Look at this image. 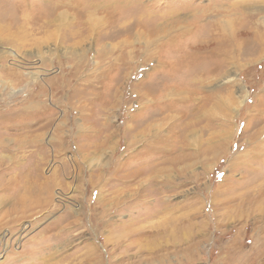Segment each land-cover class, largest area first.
I'll return each instance as SVG.
<instances>
[{
    "label": "rangeland",
    "instance_id": "rangeland-1",
    "mask_svg": "<svg viewBox=\"0 0 264 264\" xmlns=\"http://www.w3.org/2000/svg\"><path fill=\"white\" fill-rule=\"evenodd\" d=\"M56 1L0 0V165L5 170L20 168L25 172L36 163L43 178L57 172L60 183L58 187L51 184L46 205L31 211L27 218L0 220V263L13 257L7 251L15 253L25 247L33 251L10 263L31 264L42 253L38 250L48 247L46 258L51 264H264V160L258 161L255 155L243 156L242 151L238 154L247 135L256 129L251 127L253 108L264 98V51L234 66L229 64L228 68L236 72V80L227 89L214 82L192 96L178 92V96L169 98L175 100L178 117L187 114L189 106L198 117L196 128L186 132L187 148L177 153H157L154 148L149 151L151 144L145 146L151 134L142 137L140 132L132 145L127 133L128 124L134 125L142 118L143 109L152 105L145 97V87L169 79L159 62L167 65L173 60L168 57L172 54L170 47L161 51L167 60L146 55L140 33L135 35L138 28L129 32L137 18L134 12H144L146 16L140 22L150 31L153 22L166 19L171 27L175 21L168 20L167 14L176 9L187 15L194 9L216 6L235 15L253 11L261 19L264 0H100L102 9L107 10L97 17L111 19L100 29L93 26L91 36L82 37L78 44L77 39L65 38L71 30L78 31L68 25L85 11L83 1ZM63 2L64 6H59ZM71 4L77 6L73 9ZM50 8L53 16L38 21L36 17ZM203 19L205 24L213 17ZM191 23L179 30L185 33L183 37L175 38L180 52L186 51V45L204 29V25ZM188 28L189 34L185 32ZM98 31L114 37L103 36L95 43ZM125 38L130 44L121 43ZM187 73L190 68H184L176 78L181 80ZM220 89H224L220 93L226 106L233 108L227 112L229 133L225 140L221 139L222 119L213 109L217 139L212 143L222 144L223 148L208 156H196L200 139H207L201 130L205 124L202 108H198L223 106L221 97L211 104L204 100ZM243 93L247 96L239 105ZM22 106H38L37 115L20 114ZM161 117L144 127L150 133L164 134L167 126H163ZM176 119L177 125L183 121ZM87 144L92 146L91 151L85 150ZM183 155L189 159L175 168L168 166L166 161ZM155 164L170 171L157 177L151 175L143 192L139 180L126 186L114 179L106 182L117 171L123 175ZM91 176H96L92 182ZM59 222L65 228L64 237L54 240L60 228H51ZM173 226L176 231L171 229ZM124 227L127 230L121 231ZM2 243H7L6 249ZM63 256L67 260L60 262Z\"/></svg>",
    "mask_w": 264,
    "mask_h": 264
},
{
    "label": "bare ground",
    "instance_id": "bare-ground-1",
    "mask_svg": "<svg viewBox=\"0 0 264 264\" xmlns=\"http://www.w3.org/2000/svg\"><path fill=\"white\" fill-rule=\"evenodd\" d=\"M82 1H83L82 2L83 4L81 7L84 8L85 11L83 13L80 12L78 14V20L75 23L68 25L70 28L77 29L78 31L76 32V31L71 30V32H68V34H66V38H65L66 40H70V39L72 40L73 39L74 41H75V39H77L78 42L77 43L75 42V44H78L79 41H81L80 39L82 37H85L86 39L89 38V36H91L90 31L92 30L93 26H98L100 29L104 25H107L109 22V19H111L109 16L107 17V16H103V15H102L103 16L102 18L97 17L98 13L100 14V12H104V10L106 9V8L102 9V7L99 4L100 0H82ZM71 5L70 6L73 9L75 8V6H77V4H75L74 7H73L74 4H71ZM59 6H64V2L59 4ZM67 6H69V4H67ZM234 7L235 6H230L229 8L234 9ZM48 9L49 8H47L46 10H48ZM52 10L53 9L49 10L48 12L45 11L46 13L44 12L45 14L43 16L42 15L37 16L36 17V18H38L37 20L39 21L41 19H48L49 17L53 16L54 11H52ZM176 10H173L167 14L169 16L168 20L175 21L171 25V27H168V22L166 21L167 19L166 20L162 19L163 21H160V22L158 21L156 23L153 22V24L151 25L152 30L146 31V29L147 30H149V29L148 28L145 29V27H143L144 24H142V22H140L141 20H143L144 16H146V15H144V12H142V13L141 12H139V13L134 12L133 14H135L137 16V18H136V21H134V22L132 21L133 24L130 25L131 28H129L130 29L129 32L132 31L131 29H133V27L138 28V30H141V31L137 30L135 35L137 33H140L139 39L142 41V44L144 45L146 55L150 58L154 57V56L156 57V55L158 57H163L161 55V51L163 48H164V50H165V47L166 48H168V47L173 48V49H170V50H172V54L170 53L169 56L167 54L168 57H171L173 59L172 61H170L171 63L169 62V64L166 65L165 62L163 64L159 62V65H160L159 68H163L165 70L163 75L165 74L164 76L169 78V79L168 80H162L161 82H158V83H149L145 87V88H147L145 90V97L150 98L149 100H151L152 105L146 106L143 109L142 118L135 121L134 125L128 124V126H127V133H128V135L130 134L129 136H130L131 141H132V142L131 141L130 142L132 145L137 140L136 138L140 134V132H142V135H140L142 137H146L148 134H151V137L145 141V144H146L145 146H148L150 144L152 145V143L153 144L155 143V146L152 145L153 147H151V145H150L148 147V148H150L149 151H151V148H154L153 151L156 149L157 153L160 152L162 154H168V153H174V152L177 153L178 151H180V149L183 150L184 148H187V146H188L187 137L188 136L186 135V132H188V130L191 131V129L193 130V128H196L195 126L199 123V120L197 119L198 117L195 118L194 113H192L193 107L191 109V106L188 107L190 109V111H188L187 114H184V115L178 117V115H180V113L174 108L175 106H173L175 100H170L169 98L173 97L175 95L178 96V92H182L188 96H192L194 93L201 92V89H204L205 85H209V84L214 83V82H219V85H217V86H221L224 89L225 88L227 89L230 86H232V84H235V80H236V72L234 70H232L231 68H228V67L230 65H233L235 62H238L242 59H247L249 56L254 57L259 52L264 51V15H263V18H261V19H259L258 15H255V13L253 11H251L253 13H251V12L245 13L246 11L245 12L239 11V13H237L238 15L237 14L235 15V13H232V12L229 13L227 11V8L220 11L221 9L216 8V6H213V7L211 6L210 8L201 9V11L194 9V10H192V12L188 11L187 15H182L181 13L177 12ZM196 13L198 15H196ZM208 15L212 16L213 20L208 21L205 24H203L202 23V21L204 20L203 18L205 16H208ZM130 16H131V14H130ZM1 17H2V15H1ZM245 20L247 22H245ZM189 22H192L194 26L196 24L197 25L199 24L200 26L204 25V27H203L204 29L202 30V32L199 31L200 34L198 32L195 35L194 38L196 40L194 42L192 40V43L188 44L189 46L186 45L188 47V48H186L187 49L186 51L183 50L180 52L177 49L175 38L176 37L178 38L180 36L181 37L184 36L185 33H182V32L178 33V32H179V30H181L182 26L185 28L188 25H190ZM42 24H43V22H42ZM166 24H167V26L163 27ZM124 25H126V24H124ZM195 30H198V29H195ZM94 31H96V30H94ZM189 31H190V29L188 28V29H186L185 32H187V34H189ZM82 32H84L85 35H83L84 33H82ZM91 32L93 33V31H91ZM107 35L108 34H104V35L100 34L99 31L96 32L95 37H94L95 43L100 42L98 40L99 39L102 40L103 36H106V38L107 37L108 38L114 37V34L111 36H107ZM137 36H138V34H137ZM127 39H129V38L123 39V41L121 43L123 45L130 44ZM82 40H83V38H82ZM125 40H127V41H125ZM179 41H180V39H179ZM179 44H181V43H179ZM180 46H182V44ZM168 51H169V49H168ZM165 53H166V51H165ZM77 56H78V54H77ZM79 56H80V54H79ZM163 58H165V57H163ZM180 58L182 60H180ZM165 59L167 60V57ZM167 63H168V61H167ZM184 68H190V73H187L186 75L184 74L185 76H181L182 77L181 80H179L180 78L177 79L176 75L179 74ZM159 74H162V72L159 71ZM224 89H222V90H224ZM222 90L220 89V91L216 95H214V93L206 95L204 97V100L207 104H209V103L211 104L212 102L215 103L216 100L221 97L223 106H207L208 109L206 108V106H202V107L198 108V109L202 108L201 115L203 116L205 124L203 125L201 130L206 132L207 139H200V141H199L200 145L198 146L199 148H197V155L196 156H198V155L201 156L203 154L207 155V153L209 154L211 152H214L215 150L219 151L223 148L222 144H219L217 142H216L217 144L212 143V142H215L217 139L216 135H214L216 131L214 128V121H215L214 115L215 114L213 113V109H215V111L217 110L218 116L221 117V119H222L221 123L219 122L220 126L224 127V131H221V132H223L222 133L223 138H221V139L225 140L228 133H229L227 130V129H229V123L227 122V118L229 117L230 114H227V112H229L233 108H231L232 106H226L227 103L223 98L224 95L220 93V92H222ZM239 91L242 92L243 90L239 89ZM246 96L247 95L243 93V95L241 96V100L239 101V105H241L245 101ZM235 107L239 108L240 106H235ZM37 110H38V106H24L23 109L20 111L21 112L20 114L23 115V112H25V113H28L27 115H31V116L35 117L37 115V113H36ZM253 110L255 111V119H253L254 125L251 124V127H255L256 129H254L249 135L246 134L247 137L244 140V144L242 146L243 148H240L238 154L241 153V151H242L243 156H254L255 155L258 158V161H260V160L262 161V160H264V142L262 141V140H264V98L259 99L257 106H255L253 108ZM48 113H50V112H48ZM24 115H26V114H24ZM161 116H163V117H161ZM160 117H161L160 120H161L163 126L164 125L167 126L165 133L164 134H156V131H155V133L154 132L150 133L149 128L144 127V125L149 121H152V120L156 121V119L160 118ZM176 118L183 120L182 123L179 125L175 124L176 122H174V119H176ZM225 118H226V120H224ZM162 124L160 123L159 125L161 126ZM247 125L249 127V124H247ZM162 129H163V127H162ZM245 131H247V130H245ZM245 131H244V133H245ZM95 136H93L94 139H96ZM195 137H193V139ZM189 138H190V136H189ZM128 140H129V138H128ZM218 140H219V138H218ZM57 142H58L57 145H62V142H60V141H57ZM96 143H94L93 145H95ZM102 144L103 143H101L100 145H102ZM179 144H181V148L178 147ZM0 145H2V143H0ZM96 145L94 147H96ZM191 146H193V145L191 144ZM90 147H92V146L87 144L85 147V150L91 151ZM82 148H84V147H82ZM82 150H84V149H82ZM82 150H81V152H82ZM82 153H84V152H82ZM153 154H155V153H153ZM174 157H173V159H171V160L169 159L168 161H166L168 166L173 167V168H175L181 161L189 159L188 156H186V155L177 156L175 158ZM243 161H245V158L243 159ZM249 161L251 162L252 160H249ZM166 162H163V163L165 164ZM14 163H16V161ZM35 164H33V165L30 164L28 171H26L27 170L26 169L25 172L21 171L20 168L19 169L17 168V169H11V170L6 169L5 170V169H2L1 165H0V220L8 219V221L15 222V220H21V219L27 218L30 215L31 211H34V209L39 208L40 206H44V204L46 205V202H48L49 197H50L49 195H50V191H51L50 190L51 184H52V186H55V185L57 186L58 184H60L59 183V175L56 174L57 172H54V173L52 172V175H50V177L43 178L41 175L42 173L40 171V166H38V164L37 165H35ZM62 165L65 166L64 163ZM120 166L121 165H119L118 167H120ZM254 166H256V165H254ZM158 168H160V167L158 166ZM158 168H157V165L156 166L150 165L147 168H144L142 170H138L135 172L126 171L123 175L119 174L118 171L115 172L114 174L111 172V174H113V175L110 176L109 178H107L106 182L108 183V182H110L111 179H114V181H116L117 183H119L123 186H126L127 184H130L131 182H133L135 180H139V183H141L140 184L141 189L139 188L140 191L146 190L145 188L150 184L151 175L157 177V176H159L160 173L166 174L170 171V170L166 169L167 167L164 168L161 166L160 169H158ZM51 169H52V167H51ZM72 169H74V168H72ZM58 170H59V168H58ZM249 171H253V170L249 169ZM68 177H70V176H68ZM95 177L91 176L90 181L92 182V180H94L93 178H95ZM98 178L101 181L102 175H100V177H98ZM139 178H141V179H139ZM101 184H102V182H101ZM101 186H100V188H101ZM109 190H111V189H109ZM135 193L136 192H133L132 196L135 195ZM118 197H120V195ZM120 199L121 198L118 199L119 203H121ZM105 202H107V201H105ZM109 202H110V200H109ZM154 214L155 213H153V215ZM156 214H158V213H156ZM63 221H65V220H63ZM56 228H60V230L57 234H55L54 240H56V239L59 240L60 238L62 239V237H64L62 231L65 228L61 226L60 222L53 224L51 229H56ZM175 228H177V227L175 226L174 228H171V229H174L173 231H176ZM122 230L125 231L127 229L124 227L123 229H121V231ZM157 231H158V229H157ZM169 232H167V233H169ZM171 232H172V230H171ZM134 233L138 234V232H136V231ZM2 246L3 247L5 246V249H6V247L8 245H7V243H5V244L2 243ZM49 247H51V246H49ZM27 249L28 248L24 247L19 252L14 253L13 251L11 252L9 250V251H7V253L9 254V256H10V254H13V257L11 255V260L15 261L16 258H19L21 255H24L28 251H30V250L33 251L32 249H29V250H27ZM48 250L50 252V248H48V247L47 248L46 247L40 248L38 250V252H42V253L40 254L37 262L33 261L31 264H51L49 262L50 259L46 258V257H49V255H48L49 253H46L45 251H48ZM2 252H4V250H2ZM11 260H10V257H7V259L3 263L4 264L5 263L6 264H12V262L10 263ZM63 260H67V256L61 257L60 262ZM3 263H0V264H3ZM53 264H55V263H53ZM56 264H58V263H56Z\"/></svg>",
    "mask_w": 264,
    "mask_h": 264
}]
</instances>
